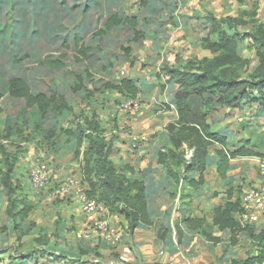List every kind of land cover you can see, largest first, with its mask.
Masks as SVG:
<instances>
[{
  "label": "rangeland",
  "instance_id": "obj_1",
  "mask_svg": "<svg viewBox=\"0 0 264 264\" xmlns=\"http://www.w3.org/2000/svg\"><path fill=\"white\" fill-rule=\"evenodd\" d=\"M242 11H257L256 25H264V0H0V90L5 93L0 100V264H230L232 259L256 253L254 240L246 232L239 234L237 243L225 238L209 250L195 238L179 244L176 227L188 216L205 217L211 227L214 209L237 199L254 183L257 157L231 158L222 178L216 152L223 146H211L209 182L198 190L179 179L183 165L168 161L169 166L152 173L159 153L169 145L166 125L174 117L173 112L164 114L170 105L160 99L165 94L175 103L170 100L172 84L162 87L163 68L177 67L180 61H184L183 68L189 67L191 60L211 57L203 46L210 27L207 17L239 16ZM113 14L137 17L139 40H134L137 30L128 24L114 28L103 39L93 37ZM253 28L249 22L235 29L242 38L239 53L250 60L244 77L258 65L257 44L246 36ZM77 38L93 48L81 63L74 58L79 50ZM64 52L68 58L63 69L52 71L41 64ZM80 74L85 89L76 93L72 86ZM13 77L24 78L35 94H63L69 109L62 115L49 111L38 127L25 101L8 93V80ZM124 78L135 79L145 96L132 98L105 86ZM86 118L99 123L109 161L116 166L132 164V159L149 163L144 178L153 224L142 225L148 227L139 234L140 242L134 241L124 216L108 209L87 213L75 197L62 192L71 176L82 175L83 155L76 156L78 142L72 132L85 126ZM136 118L147 119L142 131H136ZM208 120L213 131L228 136L225 148L229 153L248 139L264 155V104L223 108ZM142 134L145 137H139ZM133 137L138 138V147L133 146ZM85 148L86 144L81 151ZM144 148L146 155L131 156ZM191 156L188 150L185 157ZM40 165L48 177L44 187L32 178V171ZM171 165L174 170L169 172ZM135 169L142 176L144 171ZM8 174L12 190L4 186ZM103 221L116 231L118 241L98 230L96 223ZM262 229L255 227L256 232ZM166 230L165 239H159ZM155 242L165 245L160 248ZM164 252L176 255L168 263L156 262Z\"/></svg>",
  "mask_w": 264,
  "mask_h": 264
},
{
  "label": "trees",
  "instance_id": "obj_2",
  "mask_svg": "<svg viewBox=\"0 0 264 264\" xmlns=\"http://www.w3.org/2000/svg\"><path fill=\"white\" fill-rule=\"evenodd\" d=\"M248 15L249 20H247ZM256 15L257 11L251 13L242 11L239 16L209 15L207 21L210 27L207 36L203 38V46L212 56L191 60L189 67L183 68L184 61H180L177 67L163 68L166 77L162 87L165 88L166 84L176 86L174 102L177 120L166 127L169 145H166L165 151L159 153L158 162L167 166L183 165L184 169L183 172L180 171L179 179H182L185 186L194 190H198L205 183L210 147L215 144L223 146L216 152L219 158L217 171L222 178L226 176L231 158L264 156L259 150L250 146L251 141L248 139H244L238 149L229 153L225 148L228 144V136L213 131L208 120L210 114H215L223 108L242 109L246 104L254 105L258 102L264 104V25H256ZM249 22L254 24V28L253 31L246 33V36L252 38L257 44L258 65L253 73L244 77L250 60L239 53L242 38L235 29L238 26H247ZM123 24H128L137 30L138 18H122L119 14H113L106 20L103 27L93 34V37L103 39L114 28ZM141 34V31L137 30L134 40H139ZM214 35L217 36L215 40L211 39ZM76 45L79 50L74 58L76 62L81 63L89 58L93 48L82 43L80 38L76 39ZM63 46L70 49L69 43H64ZM67 58L68 53L64 52L56 58L43 60L41 64L52 71L59 70L66 66ZM77 79L78 83L72 86L73 92L76 93L85 89L83 76L77 75ZM105 86L107 89L116 90L132 98H136L140 93L136 80L132 78H124L118 84L108 81ZM8 93L13 98L25 101L29 114L38 123V127L41 126L42 120L49 111L62 115L69 109L63 94L48 95L44 92L35 94L22 77H13L8 80ZM4 95L5 93L0 90V100ZM85 120V126L79 125L72 135L78 142L76 156L83 155L81 174L83 182L87 185V194L96 198L111 214L124 216L128 228L132 231L140 225L151 226L153 221L148 209L147 186L144 178L146 172L143 170L142 176H138L132 164L124 163L116 166L109 161L107 142L102 136L99 123L92 118ZM85 144V150L81 151ZM188 150L192 151L190 159L185 157ZM171 166L172 169L169 172L174 170L173 165ZM196 173L199 174L198 178L195 176ZM9 175L4 180V186L12 190L11 175ZM241 195L235 200L229 199L225 204L214 209L212 225L220 231L229 229L233 243L238 242V236L243 232L254 240L256 253L243 259H232L231 264H264V224L243 227L239 223L237 214L243 210ZM182 222L189 229L198 230L209 240L220 242V238L213 236L208 229L205 217L188 216ZM256 226H262L263 229L256 232ZM176 231L179 236L178 242L181 244L184 230L180 224L176 227ZM166 232L167 230L164 234H160L159 239L164 240Z\"/></svg>",
  "mask_w": 264,
  "mask_h": 264
},
{
  "label": "built area",
  "instance_id": "obj_3",
  "mask_svg": "<svg viewBox=\"0 0 264 264\" xmlns=\"http://www.w3.org/2000/svg\"><path fill=\"white\" fill-rule=\"evenodd\" d=\"M133 1V0H129ZM131 106V104H130ZM137 137H133L134 146H137ZM32 178L37 186L44 187L48 183L45 166H37L32 171ZM62 192L75 197L87 213H94L98 210L107 211V208L97 199L90 197L84 186L82 175H73L62 186ZM242 211L238 212L239 223L246 225L264 224V156L257 157V177L252 185L244 190L241 195ZM98 230H101L107 239L119 240V235L109 227L106 221L96 223ZM115 236V237H114ZM117 238V239H116Z\"/></svg>",
  "mask_w": 264,
  "mask_h": 264
},
{
  "label": "crops",
  "instance_id": "obj_4",
  "mask_svg": "<svg viewBox=\"0 0 264 264\" xmlns=\"http://www.w3.org/2000/svg\"><path fill=\"white\" fill-rule=\"evenodd\" d=\"M171 98H170V100H171V102H174V94H175V91H176V86H174V85H171ZM139 96L140 95H142V97L143 96H145V94H138ZM160 99L161 100H163L164 102H166V103H168L169 105H170V109H165V110H163L164 111V114H167V113H172L173 112V114H174V117L172 118V119H168L169 120V123H172V122H175L176 120H177V113H176V109H175V103H170V101H168L169 99H167L166 98V95L164 94L162 97H160ZM136 120H137V124H136V131L137 130H140V131H142L143 130V128H146V126H144L143 125V122L145 121V120H147V119H144V120H138V118H136ZM167 126V125H166ZM146 132V134H148L149 132L148 131H145ZM153 132V131H152ZM141 136H144L145 137V135L144 134H142V135H140L139 137H141ZM143 138V137H142ZM134 146V145H133ZM136 147H138V143H137V146ZM141 147V146H140ZM139 147V148H140ZM146 148V147H145ZM143 149V150H135L134 152H135V154H133L132 153V155L131 156H133L134 158H135V156L136 155H139V154H147V151H146V149ZM133 157H131V158H133ZM138 158V157H137ZM156 163L153 165V171H152V173H154V172H157V170L158 169H162L161 168V164H159L158 163V161H155ZM131 163H132V165L135 167V168H138V169H141V170H144L145 169V167H147L148 165H149V163H147L146 164V160H142V161H140V160H138V162L136 161V160H131ZM208 165H207V169H206V171H205V184L203 185V186H201V188H205V186H207L208 185V182H209V180H208V178H207V172H208ZM144 171H146V170H144ZM157 178H159L158 176H157ZM146 186H147V183H146ZM214 214V213H213ZM212 217H213V215H212ZM209 222L212 224V220L210 221L209 220ZM180 225H181V227H182V229L184 230V235H183V239H182V243H183V241L184 240H186V239H188V240H190V241H192L194 238H195V242L197 241V240H199L200 242H202V243H204L206 246H207V248L209 249V250H211V249H214V247H215V244H222L223 242H224V240H225V238H231V232H230V230L229 229H227V230H224V231H220V230H218V228L216 227V226H211V227H208V229L210 230V232L212 233V235L213 236H215V237H219L220 238V242H215V243H213V242H211V240H209L207 237H204L203 235H201V234H199L198 232V230H197V232L195 231V230H192V229H189V227H187L184 223H180ZM152 226V225H151ZM147 227L148 226H142V225H140L137 229H135L133 232H134V235H133V237H134V241L135 242H140V236H139V234L142 232V231H145V230H147ZM225 234V236L226 237H223V235ZM239 237V236H238ZM155 239H156V237H154ZM154 239V240H155ZM210 241H208V240ZM156 243V242H155ZM155 243H154V245H155ZM181 243V244H182ZM193 244L194 243H192V244H190V246H193ZM156 245H158L160 248H163L164 247V245H165V243L164 242H158V243H156ZM163 253V252H162ZM171 255V256H170ZM176 254H169L168 252H164V255H163V257L162 258H160V259H157V261L156 262H160L161 263V260L163 259V260H165L164 262L165 263H168V260H172V259H174V256H175ZM157 257H159V255H157ZM68 261V260H67ZM123 264V263H122ZM230 264H231V261H230Z\"/></svg>",
  "mask_w": 264,
  "mask_h": 264
}]
</instances>
